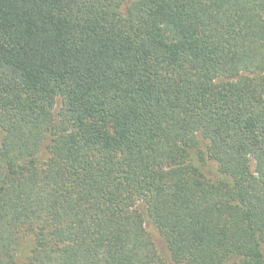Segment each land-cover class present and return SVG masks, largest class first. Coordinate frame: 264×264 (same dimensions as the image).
I'll use <instances>...</instances> for the list:
<instances>
[{
  "label": "trees",
  "instance_id": "obj_1",
  "mask_svg": "<svg viewBox=\"0 0 264 264\" xmlns=\"http://www.w3.org/2000/svg\"><path fill=\"white\" fill-rule=\"evenodd\" d=\"M159 240L264 264V0H0V264Z\"/></svg>",
  "mask_w": 264,
  "mask_h": 264
},
{
  "label": "rangeland",
  "instance_id": "obj_2",
  "mask_svg": "<svg viewBox=\"0 0 264 264\" xmlns=\"http://www.w3.org/2000/svg\"><path fill=\"white\" fill-rule=\"evenodd\" d=\"M196 159V164L202 168L204 170V173L205 175H207V177L209 179H212V180H217L218 178V175H219V171H218V166L217 164L213 163V162H208L206 161L204 164V162H199L198 157H195ZM160 239V238H158ZM158 244H159V247H160V250L165 254V256L169 259V262L170 264H175L174 262H172L169 254H168V251L166 250L165 246H164V243L161 242L160 240L158 241ZM33 247V243L30 239L26 240L25 243L23 244V250L25 251V253L29 254L31 249Z\"/></svg>",
  "mask_w": 264,
  "mask_h": 264
}]
</instances>
